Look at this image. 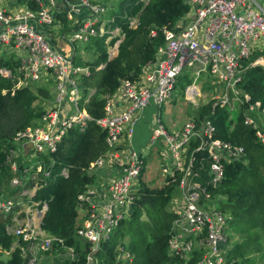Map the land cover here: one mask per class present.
Listing matches in <instances>:
<instances>
[{
  "label": "built area",
  "instance_id": "1",
  "mask_svg": "<svg viewBox=\"0 0 264 264\" xmlns=\"http://www.w3.org/2000/svg\"><path fill=\"white\" fill-rule=\"evenodd\" d=\"M31 1L36 7L24 3V8L6 11L0 5V51L13 53L17 59L16 87L46 81L52 98L42 101L43 112L37 123L18 130L12 138L16 148L7 155L14 173L11 185L21 182L16 174L19 162H28L21 171L29 173L34 185L21 190L17 197L0 192V213L8 221L6 228L14 236L11 249H18L22 264H44L43 257L55 248L60 249L61 258L76 261L74 246L42 229L47 203L32 198L40 187L37 176H49L41 157L53 153L70 128L84 129L90 120L82 106L85 99L79 80L89 76L91 68L75 63L74 44L98 37L115 38L119 28L104 20L108 5L93 0ZM186 1L189 11L185 16L161 29L164 41L155 59L146 63L135 79H121L115 91L105 95L104 112L96 123L106 131L108 148L90 162L88 171L95 179L78 195L77 202L76 237L81 244L89 245L84 264L94 263L99 244L128 216L150 155L143 151L158 153L160 186L172 183L177 188L178 195L169 201L174 216L167 239L169 255L177 264H234L229 258V217L210 203L207 186L192 179L197 174L193 161L195 152L206 153L207 184L215 187L224 177L225 164L240 160L244 147L219 138L208 117H188L182 126L170 130L163 123L161 109L177 98L180 90L187 101L196 103L201 95L200 83L210 80L213 107L229 105L232 109L233 104L247 103L243 122L264 144V107L259 101L249 102V95L240 87L249 66L264 68L263 55L244 64L255 50H264V0ZM67 21L72 22L70 30H64ZM52 24L64 30L61 38L69 45L68 52L52 41L48 29ZM137 24L136 17L130 19L132 27ZM151 34L155 32L151 30ZM108 56L112 58L110 51ZM0 74L10 77L11 71L0 68ZM180 80L185 81L183 86L178 85ZM150 103L154 107L147 120L150 134L135 148L133 133ZM192 142L196 146L190 150ZM117 258L127 264L132 256L119 244Z\"/></svg>",
  "mask_w": 264,
  "mask_h": 264
},
{
  "label": "trees",
  "instance_id": "2",
  "mask_svg": "<svg viewBox=\"0 0 264 264\" xmlns=\"http://www.w3.org/2000/svg\"><path fill=\"white\" fill-rule=\"evenodd\" d=\"M17 1L36 7L31 0ZM188 11L186 0H118L116 9L111 10L114 18L111 27H118L123 35L121 39L115 37L110 40L111 45L120 40L116 54L109 58L104 37H98L88 42L94 50L93 61L81 64L74 57L76 64L91 68V74L79 80L85 99L82 106L90 120L84 129L78 126L70 128L58 143L57 149L41 157L44 167L49 169V176L41 173L37 176L40 187L32 198L47 203L42 229L63 239L66 245L74 246L78 260L69 264L86 263L89 250L88 243L81 244L76 237L77 202L78 195L95 179L88 171L90 162L103 155L108 148L106 131L96 123L104 112L105 95L115 91L121 79H135L142 67L155 59L157 48L164 41L161 29L171 27ZM134 17L138 24L132 27L130 19ZM151 30L155 35L151 34ZM100 65L103 66L98 68ZM16 67L14 54L0 51V68L11 71L10 77L0 74V192L12 197H17L21 190L30 189L34 185L29 173L21 171L28 162H19L16 174L21 182L11 185L14 173L7 155L11 148H16L12 138L18 130L35 125L43 112L42 101L52 98L49 83L16 87ZM184 84L183 80L178 83L180 86ZM240 87L249 95V102L259 101L261 107H264L262 66H249L243 73ZM92 89L94 91L91 92ZM247 106V103H241L235 104L232 109L229 105L213 107L211 100L191 114L195 120L210 118L219 138L244 147V155L240 160L225 164L224 177L215 187L207 184L209 161L206 153L195 152L193 161L197 174L192 179L207 186L209 199L212 200L210 203L213 202L228 215V237H238L229 250V258L234 264L246 248L261 244L260 239L264 233V144L258 140L254 129L243 122ZM195 146L196 142H192L190 150ZM63 169L66 174L62 173ZM176 193L177 188L172 183L150 189L140 181L129 220L121 221L115 233L99 244L93 264H122L117 258L119 244L131 253L132 258L127 264H177L167 248L174 219L167 206ZM143 212L147 219L141 221ZM7 223V219L0 213V264H22L18 249H11L14 236L7 230ZM127 236L130 238L128 245L123 242Z\"/></svg>",
  "mask_w": 264,
  "mask_h": 264
},
{
  "label": "rangeland",
  "instance_id": "3",
  "mask_svg": "<svg viewBox=\"0 0 264 264\" xmlns=\"http://www.w3.org/2000/svg\"><path fill=\"white\" fill-rule=\"evenodd\" d=\"M93 1L108 5V10L105 13H103V15H104L105 22H107L108 24H111L112 23L111 19L113 18V16H111V10L116 9L118 0H93ZM110 4L113 6L112 9L109 8ZM0 5L6 11H13L17 8H24L26 6L23 2H20V1L13 2L12 0H0ZM113 20H114V18H113ZM66 25H67V28L64 30H70L72 27V22L67 21ZM48 29L50 30V33L52 34V37H53L52 41L55 44L58 45L61 42L65 44V42L61 41L62 40L61 35L64 32V30H62L58 24H52V25L48 26ZM69 34L70 33L67 32L66 36H68ZM115 36L118 37L117 39H121L123 37V35L120 34V29L118 30V33H116ZM104 39H105L104 43L106 45L107 52L110 51V53L112 54V57H113L117 52V45L120 42V40H117L114 44L111 45L110 40L112 38H105L104 37ZM91 45L92 44H90L88 42H77L76 44H74L75 59L77 58L76 59L77 63H86L85 61H87V62L93 61V59L95 58L94 57L95 54L93 52L94 50H93V47ZM0 49H2V47H0ZM65 52H67V50ZM258 55L264 56V50L263 51L255 50L252 53V55L249 56L244 61L249 62V61H251V59L253 60ZM102 66L103 65H100L99 67L101 68ZM3 77H5V76H3ZM45 82L46 81L36 82V84L40 85V84H44ZM219 86L221 89L220 93H223V90H224L223 85L219 84ZM200 87H201V95H200V97L196 103H190L189 101H187L184 94H183V91L180 90L177 92V95H176L177 98L170 100L164 106V108L161 109L163 123L166 126H168L170 130L176 129V128H179L180 126H182V124L186 120L190 119L188 117H192L191 114H194L195 110L198 107H200V106H202L208 102H211V100H210V97L212 95V90H211L212 83H211V81L206 80V81L201 82ZM229 94H230V97L234 96L232 92H230ZM234 107H235V104H234ZM152 110H154V107H153L152 103H150L149 106L143 112V118H144V116L148 117ZM149 134H150V129H149V131L146 130V135L144 136L143 139H141L142 143H140L139 145H143L145 143V141L149 137ZM139 135H142V133H140ZM139 145H138V147H139ZM143 152H144V154H150L149 156H151L153 154H155V156L147 158L146 163H145V170L143 171L139 180L142 181L144 184H146V186L149 187L150 189L151 188H158V187H160V184H159V182H160V179H159V157L157 155L158 153H150V151H143ZM177 195L178 194H176L174 197H176ZM167 208L169 209V203H168ZM129 216L130 215L125 217V219H124L125 222H127L129 220ZM146 219H147V217H146L145 213L143 212L141 214L140 220L144 221ZM233 236H231V238H230L231 243H234L233 242V240H234ZM262 237H263V239H262ZM260 240H262V241H261V244L259 246L254 244V245L246 248L243 255L239 256V258L237 259L236 264H264V233H263V236H261ZM129 241H130V238H129V236H127L124 238L123 242L126 245H128ZM55 249H53L52 251H50L49 254H46L43 257L42 260L44 261V264H69V262H71L68 259L61 258L60 254H59L60 249H56V250ZM4 255H7V253Z\"/></svg>",
  "mask_w": 264,
  "mask_h": 264
},
{
  "label": "crops",
  "instance_id": "4",
  "mask_svg": "<svg viewBox=\"0 0 264 264\" xmlns=\"http://www.w3.org/2000/svg\"><path fill=\"white\" fill-rule=\"evenodd\" d=\"M13 2H15V1H17V0H12ZM17 9H19V8H17ZM16 10V9H15ZM59 15H61V14H59ZM61 41H63V42H65V44L64 43H59L58 45H57V47H59V48H61L63 51H66L67 50V52L70 50L69 49V45L67 44V42H66V40H64V39H62ZM68 48V49H67ZM85 62H87V61H85ZM81 64H83V63H81ZM145 118V119H144ZM144 118H143V120L141 121V123H139L136 127H135V131H134V133H133V143H134V146H135V148H139L141 145H139L140 143H142V140L141 139H143L144 138V136L146 135V130H148L149 131V126H148V123H147V120L149 119V116L148 117H145L144 116ZM148 118V119H147ZM140 133H142V135H139ZM138 145H139V147H138ZM153 156H155V154H153V155H151V156H149V157H153ZM106 171V170H105ZM109 171L107 170L106 171V173H108ZM110 172L112 173V168H110ZM104 179H105V177H104ZM77 219H78V216H77ZM79 220V219H78ZM230 238H231V236H230ZM229 238V240H230V243H231V239ZM233 238H234V240L235 241H237L238 240V237L236 236V235H234L233 236ZM232 238V239H233ZM234 240H233V242H234ZM233 243H231V245H232Z\"/></svg>",
  "mask_w": 264,
  "mask_h": 264
},
{
  "label": "water",
  "instance_id": "5",
  "mask_svg": "<svg viewBox=\"0 0 264 264\" xmlns=\"http://www.w3.org/2000/svg\"><path fill=\"white\" fill-rule=\"evenodd\" d=\"M28 147H30V144L27 145ZM133 212V205L130 204L129 207H128V215H131Z\"/></svg>",
  "mask_w": 264,
  "mask_h": 264
}]
</instances>
